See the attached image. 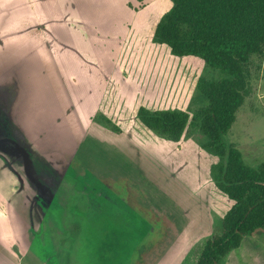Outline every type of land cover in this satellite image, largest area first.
Wrapping results in <instances>:
<instances>
[{
    "label": "rangeland",
    "instance_id": "rangeland-1",
    "mask_svg": "<svg viewBox=\"0 0 264 264\" xmlns=\"http://www.w3.org/2000/svg\"><path fill=\"white\" fill-rule=\"evenodd\" d=\"M126 1L110 0L98 11L85 0L72 19L91 29H81L82 39L73 32L68 44L64 32L47 28L62 16V0H0V41L30 20L45 22L34 44L0 42V111L37 180L0 151V264H192L180 239L187 233L195 245L231 205L214 186L216 157L201 147L205 137L194 119L206 105L198 81L218 79V71L152 41L169 0L128 3L138 11L125 30ZM248 70L249 93L223 139L255 167L264 163V48ZM139 107L187 112L180 140L142 124ZM100 114L120 131L93 121ZM111 189L163 220H146L150 230L142 236L144 214L133 219L111 205ZM256 252L264 260V230L243 238L233 255L237 264H259Z\"/></svg>",
    "mask_w": 264,
    "mask_h": 264
},
{
    "label": "trees",
    "instance_id": "trees-1",
    "mask_svg": "<svg viewBox=\"0 0 264 264\" xmlns=\"http://www.w3.org/2000/svg\"><path fill=\"white\" fill-rule=\"evenodd\" d=\"M170 2L154 26L152 41L166 45L174 56L199 58L220 76L199 79L198 88L206 105L198 109L194 119L205 137L201 147L216 157L211 166L212 181L231 205L218 226L193 245L187 257L192 264H223L244 237L264 230V163L247 165L242 152L223 139L249 93L250 58L263 53L264 0ZM100 116L102 119L95 116L93 121L113 132L120 131L109 118ZM137 116L147 128L174 142L180 140L190 119L185 111H151L145 107H139ZM0 151L12 155L23 175L36 185L28 170L32 164L29 153L18 146L3 111ZM196 247L197 253L193 252Z\"/></svg>",
    "mask_w": 264,
    "mask_h": 264
},
{
    "label": "crops",
    "instance_id": "crops-1",
    "mask_svg": "<svg viewBox=\"0 0 264 264\" xmlns=\"http://www.w3.org/2000/svg\"><path fill=\"white\" fill-rule=\"evenodd\" d=\"M118 1H120V0H118ZM134 1L135 0H128L125 3V6L129 8L128 11L130 13L126 18L124 17L120 21V22H122V26L125 28V30L130 29V27L133 25L132 23L135 21L136 15H137V11L138 10L135 8V6L130 7L129 4H128V3L133 4ZM157 1L158 0H143L144 5L153 4V3H156ZM88 3H90V5H92L94 7V9L100 11V10H103V7L106 4H107V6L110 4V0H88ZM83 4H85V0H62V4H60L61 5L60 7H61V10H63L62 11L63 18H62V16H60V19L59 20H56L53 23L54 25H52V26L47 25V28H49V29L50 28L56 29L57 31L60 32L59 33L60 36H62V34L64 32L65 36L67 35V39H68L67 43L68 44L73 43V37H72L73 32H76V34H80V39H82L84 37V34L85 33H82L81 29H83V31H85V30H88V29H91V28L88 26V24L87 25L86 24H80L81 21L80 22H75L72 19V16H73V14H76L80 10H82ZM96 4H98L99 8L97 7ZM159 17L157 18V20L159 19ZM157 20H156V22H157ZM156 22H155V24H156ZM155 24H154V26H155ZM44 25H45V22L39 23V22H36V21H33V20L31 21L30 20L28 22V24H26V25H24L22 27L17 26V27H15V29H16V33L15 34H13L12 36H10L7 33L8 35L3 36V39H1V41H0L1 42V45H2V43L3 44H10V43L16 44V42H20V40L16 41L19 38H25V39H23L24 41L29 42L31 44H34V41L36 40V38L34 37L35 34H37L39 32L41 34V30L43 32L42 26H44ZM4 27H5L4 25H0V38L2 36V29H4V31H5V28ZM58 27L59 28L62 27V30H60ZM97 27H98V24H95L94 28H97ZM19 29H21L20 32L18 31ZM73 29L75 31H73ZM153 29H154V27H153ZM152 33H153V31H152ZM117 34H119V32ZM96 36L97 37H99V36L102 37L99 33L98 34L96 33ZM11 37H13V38H11ZM112 62L113 61L111 59V64H112ZM108 202H110V201H108ZM139 202H136V203H134L133 201H130V203L128 202V208H125L124 207L123 202L121 200H120V202L118 200V205L119 206L116 205V204H114L113 202H110V203H111V205L115 206L116 208H118V209H120L122 211L125 210L124 213L128 214V216H130L133 219H136L137 218L136 217L137 216V213H143L144 214V217L143 218L141 217L138 222H140V227L142 229L141 230V235L142 236H145V233L149 232V230H150L149 227H146L147 224H145V221L146 220L147 221L148 220H151V221L152 220H154V221L157 220V221H160L161 222L163 220V218H162V216H159V215L155 214L153 211L147 209V206L145 207V205H142L141 201H139ZM139 208H141V209H139ZM131 222H133V220ZM156 234L158 235V232ZM179 235L180 234L178 233L177 236L175 234V238H173L174 237L173 235L171 236V238H169L170 239V242H169L170 245L172 243H174L176 239H178ZM188 236H189V234L186 233L184 235V237L182 239H180V240H182V242L179 244V247L180 248L183 246V244L185 246L184 258L187 257V254H188L189 250L193 247V245H194L193 243L195 242L194 240H192V238H193L192 236H189V237ZM184 240H185V242H184ZM242 241H243V239H242ZM254 247H255V245L254 244H251L250 248H254ZM256 247H259V246L256 245ZM167 248H168V246H167ZM237 248L233 249L231 251V253H229V256L227 258L226 264L227 263L230 264L231 262H233L234 264H237V261L235 260L236 257H234V255H233L234 252H235V250H237ZM166 249H163V253H165L164 251H166ZM167 253L169 254L170 251L167 252ZM259 256H260V254L258 252H256V257L258 258L257 261H256V263L264 264V260H262V257L259 258ZM180 263H182V262H180Z\"/></svg>",
    "mask_w": 264,
    "mask_h": 264
},
{
    "label": "flooded vegetation",
    "instance_id": "flooded-vegetation-1",
    "mask_svg": "<svg viewBox=\"0 0 264 264\" xmlns=\"http://www.w3.org/2000/svg\"><path fill=\"white\" fill-rule=\"evenodd\" d=\"M87 186H89L91 189L94 188V187H92L90 185H87ZM108 194H109V196H107L108 197L107 198L108 201L113 202L114 204L118 205V200L120 199L123 202L124 207L128 208V202L130 203V200L125 199V195H122L123 197L118 199V196L115 195V192L112 189H111V191L108 192ZM129 198H130V196H129Z\"/></svg>",
    "mask_w": 264,
    "mask_h": 264
}]
</instances>
